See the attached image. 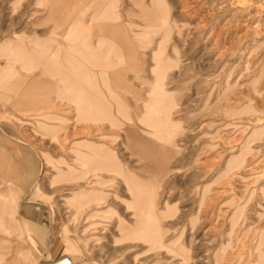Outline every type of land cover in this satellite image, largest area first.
Instances as JSON below:
<instances>
[{
    "label": "rangeland",
    "instance_id": "rangeland-1",
    "mask_svg": "<svg viewBox=\"0 0 264 264\" xmlns=\"http://www.w3.org/2000/svg\"><path fill=\"white\" fill-rule=\"evenodd\" d=\"M68 22L86 26L68 37L84 58L115 29L116 90L98 92L130 116L23 95L48 79L28 71L30 46ZM66 71L63 90L80 82ZM80 141L117 161L76 159ZM0 190V264H264V0H0Z\"/></svg>",
    "mask_w": 264,
    "mask_h": 264
},
{
    "label": "crops",
    "instance_id": "crops-1",
    "mask_svg": "<svg viewBox=\"0 0 264 264\" xmlns=\"http://www.w3.org/2000/svg\"><path fill=\"white\" fill-rule=\"evenodd\" d=\"M112 25H102V28L100 29L102 31L101 34L97 35L99 36V40H103L106 45L102 47H97L95 50L92 48V51L89 52V55L87 58H84L82 55H77L74 53H71L70 48L75 45V43L69 42L68 37L71 38H77L80 37L83 39L84 35L83 33H77L82 32L86 26L80 23H69L67 24V27L62 31L61 35H65V40H61L59 38H55L56 35H47L44 40H39L40 44V50L34 52L33 49L29 50V58H28V71H36L38 70L40 75H46L48 76V79L42 82L44 86L36 88H30L31 90H23V95L25 98L29 97L28 102L30 104L32 103L35 106L42 105L43 103H50L51 105L55 106V98H60V95H64L66 97H70V99L77 100L79 103V109L83 112H87L89 115L92 114L93 116H97L94 111L96 110H107L112 109L113 107L116 108V112L118 115L130 116L132 109H129L130 106L126 105V101L121 98V96L117 93L112 92V95L114 97V105L112 103H109L107 99L100 95L98 90H101V87L104 86L106 90H116V88L109 83L108 79L113 78L111 76V72L109 71L110 67L113 63H115L114 56L111 54H107V49L110 48L109 46H112L117 50L116 46V32L115 29L111 27ZM80 30V31H79ZM90 33L88 34L89 42L91 44H94V36L96 34L93 33V31H96V29L88 28ZM105 31V32H104ZM106 37V38H105ZM108 37V38H107ZM35 42L38 43L36 40V36L34 37ZM48 41V42H46ZM93 47V46H92ZM118 51V50H117ZM121 56L123 57V60L126 59L127 51L120 50ZM127 61V60H126ZM68 63L72 64V67L76 70V72H83L87 73L88 75H91L95 79L94 87L90 88L91 90H63L61 85L59 84V80H61L64 77V72L68 69ZM126 63V62H125ZM94 64L99 68V71L102 73V78L104 79L102 85L101 81H97V70H94ZM106 79V81H105ZM36 83V80L30 81V84ZM34 83V85H36ZM42 92H41V91ZM45 90V91H44ZM13 93H15L17 90H8ZM43 95L41 98L40 96ZM47 97H45V96ZM31 98V99H30ZM25 101V99L23 100ZM87 114V115H88ZM108 114V112H107ZM110 114V112H109ZM46 117L53 118L49 114H45ZM103 116V115H102ZM42 119V118H40ZM45 126V125H44ZM46 127H53V126H46ZM77 148H75L76 153V159L83 160L87 164H92L93 160L90 159L92 156H101L105 160H110L113 162H116V154L110 150V148L107 145L104 144H96L93 142H85L80 141L76 142L75 145ZM82 147L84 148L89 155H85L81 152H79L78 148ZM131 176H135L140 180L148 181L146 179H142L135 174L129 173ZM149 184H153L152 181ZM4 191L0 190V210H1V216H0V258L6 253V243L3 239V235L6 232L4 221L2 220V217L4 215V206H5V200H4ZM88 198L86 194L82 191H76L73 195V200L75 202L84 201ZM15 205V204H14Z\"/></svg>",
    "mask_w": 264,
    "mask_h": 264
},
{
    "label": "bare ground",
    "instance_id": "bare-ground-1",
    "mask_svg": "<svg viewBox=\"0 0 264 264\" xmlns=\"http://www.w3.org/2000/svg\"><path fill=\"white\" fill-rule=\"evenodd\" d=\"M106 38V37H105ZM108 38V37H107ZM100 41H103V40H101V38H100ZM118 45V44H117ZM111 49H112V47H111ZM114 50V49H113ZM116 50V49H115ZM74 74H72L71 72H69V71H66L65 73H64V77L63 78H65V79H70V78H73L74 76H73ZM76 76V78H78V79H80V82H77L76 84H74V83H67L66 84V90H87L86 88H87V82L84 80L85 78H86V76L83 74V73H79V74H77V75H75ZM90 77V76H89ZM91 78H92V76H91ZM93 79V78H92ZM88 81V80H87ZM89 83V82H88ZM157 112V111H156ZM154 115H155V113H153ZM153 115V116H154ZM156 115H157V113H156ZM155 115V116H156ZM153 116H152V118H153ZM142 120V119H141ZM154 120H155V118H154ZM143 123H145V122H143ZM156 131V130H155ZM158 133V132H157ZM156 133V134H157ZM135 135H136V133L135 132H130V134H129V139L131 140V148H132V150L133 151H135V144L137 143V137H135ZM143 143V142H142ZM157 153V152H156ZM142 157H146V155H144V154H142L141 155ZM162 156V155H161ZM163 156H165V155H163ZM160 157V156H159ZM152 164L154 163V162H151ZM150 162H149V164H148V169L149 170H151V169H153V165L151 164ZM155 165H157V162H155ZM152 171V170H151Z\"/></svg>",
    "mask_w": 264,
    "mask_h": 264
}]
</instances>
